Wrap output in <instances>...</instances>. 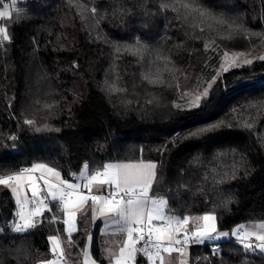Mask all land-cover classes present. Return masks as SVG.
<instances>
[{"label":"trees","instance_id":"16d2710c","mask_svg":"<svg viewBox=\"0 0 264 264\" xmlns=\"http://www.w3.org/2000/svg\"><path fill=\"white\" fill-rule=\"evenodd\" d=\"M10 13L0 19V176L37 163L66 177L84 164L91 175L151 161L150 194L190 229L209 212L229 233L264 221V0H23ZM226 51L253 63L217 74ZM216 74L198 107L182 105ZM49 206L36 229L9 231L15 201L0 186V264L51 258V235L72 264L91 235L92 257L106 264L91 207L70 245L59 205ZM188 264H264V252L230 236L189 247Z\"/></svg>","mask_w":264,"mask_h":264},{"label":"snow or ice","instance_id":"6c2138e0","mask_svg":"<svg viewBox=\"0 0 264 264\" xmlns=\"http://www.w3.org/2000/svg\"><path fill=\"white\" fill-rule=\"evenodd\" d=\"M15 3L16 0H13V4ZM7 8L5 5L4 10H0V18L11 16ZM0 35L5 41L9 39L6 28L0 27ZM259 59L264 60V56ZM243 63L250 65L253 61L244 60ZM239 66L238 58H232L230 67ZM224 71L227 72L228 68ZM207 95L208 89L204 93L205 97ZM200 101L201 96H196L193 107H198ZM26 123L32 124V121ZM218 127L219 124H213L200 128L191 135H203ZM156 167L155 163L143 162L105 163L103 170L89 175L88 164H84L77 178L82 183L62 179L60 171L43 163L33 164L30 168L21 169L11 175L0 176V186H6L15 197L16 221L11 224V231L24 234L36 229L41 223L40 218L46 212H51L49 202L54 201L63 213L64 231L68 234L70 245L72 234L78 230V214L85 215L89 206L94 221H110L115 233L124 234L125 239L118 255L114 257V264H136L138 253L147 258L148 264H165L162 255L164 253L171 256L175 252L181 257H186L190 245H204L206 241H216L220 237L229 236L228 232L218 230L214 212L196 217L192 229L189 228V216L181 218L169 215L168 201L163 196L150 194L156 179ZM37 172L40 173L39 176L35 175ZM94 186L97 191L103 189V193L95 194ZM26 189L30 191V196ZM55 219L53 217V222ZM231 236L235 237L245 250L255 248L264 252V222L252 228L239 225L232 230ZM253 238L257 243H252ZM88 239L91 241L92 236L89 235ZM48 240L51 252L62 258L63 249L58 236L51 235ZM217 251L218 249L213 248V252ZM84 256V264H96L95 260L89 258L87 250ZM41 264H58V261L49 259ZM180 264H188L187 259H181Z\"/></svg>","mask_w":264,"mask_h":264},{"label":"rangeland","instance_id":"374dc122","mask_svg":"<svg viewBox=\"0 0 264 264\" xmlns=\"http://www.w3.org/2000/svg\"><path fill=\"white\" fill-rule=\"evenodd\" d=\"M19 1H23V0H16L15 4H13V0H8L0 7V10H4L5 5H7L8 6L7 10L9 12H11L13 9H15L17 7ZM234 57L238 58L239 63L243 62L244 60H248L249 59L248 56L241 55V54L234 53V52H227L226 51V52H224V54L222 56L221 68H220L219 71H217V74H219L222 71H224L225 68H229L230 67V61ZM217 74L215 76H213L212 78H210L209 80H207L206 82H204L203 83V87L194 88V89H192L190 91L185 92L182 95L183 96L182 97V101H181L182 105L191 107L195 103V97L196 96H201V98L204 97L205 90L206 89L209 90V86L213 84L214 80L216 79ZM26 191H28V190L26 189ZM28 195H31L30 191H28ZM12 197L14 198V201H15V197L13 196V194H12ZM168 214L169 215H174L172 213H168ZM99 220L102 221V227H101L102 228L101 229L102 234L100 236V247H101L103 256L106 259V264H114V257H115V255H118L119 248L123 245V243L120 244V239L112 234L113 233V231H112L113 229H111L112 226H111L110 221L108 223H105L103 221V219H99ZM94 222H98V220H95ZM246 224H243V225H245V227H247L248 224L247 225ZM194 225H195V220L190 225L191 229L194 227ZM224 232H227V231H224ZM231 232L230 233L228 232L229 236L220 237L216 241L223 240V239H226V238L230 237L231 236ZM91 242H92V240L89 241V239L87 237V241L85 243L83 256H82V264H84V261H85L84 253H85L86 250L88 251L89 258L94 260V258L91 255V251H90ZM187 252H188V249H187ZM162 255L164 256L165 264H180V260L181 259H187V261H188V255L186 257H181L180 254L175 253V252L172 253L171 256H169L166 253H164ZM96 264H99V263L96 262ZM158 264H159V262H158Z\"/></svg>","mask_w":264,"mask_h":264},{"label":"crops","instance_id":"0c3cea01","mask_svg":"<svg viewBox=\"0 0 264 264\" xmlns=\"http://www.w3.org/2000/svg\"><path fill=\"white\" fill-rule=\"evenodd\" d=\"M141 162H143V163H154V162H151V161H119V162H108V163H141ZM83 170V168L78 172V173H76V175H77V178L79 177V174H80V172ZM35 175L36 176H39L40 175V173L39 172H37V173H35ZM61 178H62V176H61ZM75 182H80V183H82V181L81 180H79V179H77ZM41 184H42V186H43V182L41 181L40 182ZM93 190H96V187L94 186V188H93ZM30 196V195H29ZM100 223H99V232H100V234H102V231H101V227H102V221L101 220H98ZM262 222H264V221H255V222H247V224H248V228H252L253 226H255V225H258V224H260V223H262ZM96 223V222H95ZM244 224H246V223H244ZM246 224V225H247ZM243 225V224H242ZM245 226V225H244ZM111 229H113L112 231H113V235L114 236H116L117 238H119L120 239V244H122L123 243V240L125 239V236H124V234H120V233H115V228H114V226H112L111 227ZM115 233V234H114ZM68 235V234H67ZM59 238V237H58ZM253 239H255V238H253ZM59 240H60V242H61V247H62V249H63V257L61 258V257H59L58 255H53L51 258H49V259H56L57 261H58V264H72V263H70V262H68L67 261V259L65 258V254H64V247H63V243H62V241H61V239L59 238ZM48 243H49V247H50V249H51V244H50V242H49V240H48ZM83 256V255H82ZM49 259H46V260H49ZM42 261H45V260H42ZM42 261H40L39 262V264H41V262ZM76 264H82V259H81V261L80 262H78V263H76Z\"/></svg>","mask_w":264,"mask_h":264},{"label":"built area","instance_id":"2783aa9c","mask_svg":"<svg viewBox=\"0 0 264 264\" xmlns=\"http://www.w3.org/2000/svg\"><path fill=\"white\" fill-rule=\"evenodd\" d=\"M24 168H30V166H28V165H24L21 169H24ZM21 169H20V170H21ZM20 170H19V171H20ZM100 170H103V169H98V170H96V171H100ZM19 171H18V172H19ZM11 174H14V172H12V173H8V174H5V175H11ZM2 176H4V175H2ZM62 179H69V180H71L72 182H75V181L77 180V175H76L75 172H70L66 177H62ZM41 186H42V184H41ZM42 187H43V186H42ZM93 191H94L95 194H101V193H103V189H100L99 191H97V189H96V190H93ZM15 212H16V205H15V207H14L13 215H12L10 218H8V219L6 220V223H5V226L7 227V229H8L9 231H11V224L14 223V222L16 221ZM3 231H4V228L0 225V232H3ZM234 240H236L235 237H234ZM236 241H237V240H236ZM252 243L255 244V243H257V241H255V239H253V240H252ZM139 246H141V245H138V247H139ZM191 246H194V245H190L189 247H191ZM211 248H212V249H213V248H216V249H217V248H218V244H217V243L212 244V245H211ZM253 249H255V248H253ZM255 250H259V249H255ZM137 256L144 258L145 261H146V264H148V262H147V258L144 257L142 253H138ZM206 257H207V256H206ZM136 264H137V261H136Z\"/></svg>","mask_w":264,"mask_h":264}]
</instances>
